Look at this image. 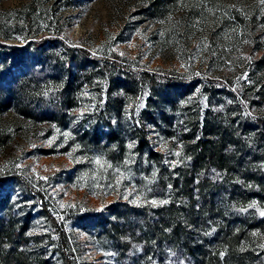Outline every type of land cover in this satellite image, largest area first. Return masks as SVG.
<instances>
[{
  "label": "rangeland",
  "instance_id": "obj_1",
  "mask_svg": "<svg viewBox=\"0 0 264 264\" xmlns=\"http://www.w3.org/2000/svg\"><path fill=\"white\" fill-rule=\"evenodd\" d=\"M33 35L86 50L126 71L194 84L168 108L158 100L146 125L149 148L162 155L170 170L192 160L183 138L192 133L197 114L217 124L244 117L264 121L261 0H0V44H21ZM83 96L95 94L88 88ZM146 101L142 94L120 121L126 130L125 169L81 156L68 129L18 120L11 112L0 116V129L9 134L0 143V178L7 184L0 196L9 193L13 209L27 212L31 202H21L22 189L35 191L58 222L55 237L64 234L68 247L63 253L75 264H115L114 255L81 229L77 214L101 211L115 201L153 206L167 201L143 198L147 186L141 183L140 192L126 169L137 158L129 132L136 121L131 120L141 119ZM252 135H243L246 144ZM215 178L221 182L225 175L217 171ZM262 212L264 200L257 197L233 202L218 213L216 223L198 230L195 240L221 231V241L214 248L206 245L205 254L213 252L221 264H264ZM46 226L44 219L34 218L29 235L54 231ZM52 256L60 264L58 253Z\"/></svg>",
  "mask_w": 264,
  "mask_h": 264
},
{
  "label": "trees",
  "instance_id": "obj_2",
  "mask_svg": "<svg viewBox=\"0 0 264 264\" xmlns=\"http://www.w3.org/2000/svg\"><path fill=\"white\" fill-rule=\"evenodd\" d=\"M193 85L102 63L86 50L53 38L33 35L21 44H0V116L11 112L18 120L68 129L83 157H100L125 169L126 130L120 121L127 106L147 95L141 119L131 120L136 121L129 132L137 158L126 169L140 192L141 183L147 186L140 193L143 198L167 201L155 206L115 201L101 211L75 216L100 249L114 255L115 264H221L212 258L213 252L205 254L206 245L214 248L221 241V231L209 238L199 236V242L194 234L216 223L218 213L233 202L264 200L261 119L217 124L209 115L197 114L192 133L183 138L192 160L172 170L162 163L161 154L149 148L146 125L153 106L158 107V100L172 106ZM88 88L95 94L90 99L83 96ZM79 109L83 113L74 116ZM6 131L0 129V143L9 136ZM247 133L253 134L249 144L243 139ZM217 171L223 172L224 181H216ZM5 187L0 178V191ZM22 192L21 202H31L27 212L13 209L9 193L0 196V264H54L55 253L60 264H75L63 253L67 240L62 232L55 237L58 222L40 205V196L25 188ZM34 218L44 219L47 229L54 231L29 235Z\"/></svg>",
  "mask_w": 264,
  "mask_h": 264
},
{
  "label": "snow or ice",
  "instance_id": "obj_3",
  "mask_svg": "<svg viewBox=\"0 0 264 264\" xmlns=\"http://www.w3.org/2000/svg\"><path fill=\"white\" fill-rule=\"evenodd\" d=\"M262 3H264V0H261ZM99 163V162H98ZM261 215H264V212L261 213Z\"/></svg>",
  "mask_w": 264,
  "mask_h": 264
}]
</instances>
